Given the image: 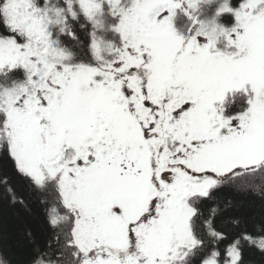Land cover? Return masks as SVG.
Wrapping results in <instances>:
<instances>
[{"label":"snow or ice","instance_id":"obj_1","mask_svg":"<svg viewBox=\"0 0 264 264\" xmlns=\"http://www.w3.org/2000/svg\"><path fill=\"white\" fill-rule=\"evenodd\" d=\"M0 158L25 264L264 256V0H0Z\"/></svg>","mask_w":264,"mask_h":264},{"label":"trees","instance_id":"obj_2","mask_svg":"<svg viewBox=\"0 0 264 264\" xmlns=\"http://www.w3.org/2000/svg\"><path fill=\"white\" fill-rule=\"evenodd\" d=\"M0 167L9 170L11 161L0 158ZM223 194L242 201L241 211L244 214L255 216L257 219L264 215V200L250 194L245 196L242 193H233L228 189L223 190ZM42 220L43 212L38 203H32L29 214L9 206L7 200H0V232L3 235V243L14 252L18 264H25L28 256V248L22 236L24 228L30 226L38 231ZM245 260L246 264H264V256L254 251L246 253Z\"/></svg>","mask_w":264,"mask_h":264}]
</instances>
